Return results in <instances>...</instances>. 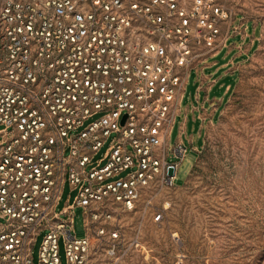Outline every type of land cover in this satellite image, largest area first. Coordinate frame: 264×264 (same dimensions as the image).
<instances>
[{"label":"built area","instance_id":"1","mask_svg":"<svg viewBox=\"0 0 264 264\" xmlns=\"http://www.w3.org/2000/svg\"><path fill=\"white\" fill-rule=\"evenodd\" d=\"M237 15L221 0L0 3V264H62L61 239L68 264H91L77 207L88 226L101 207L132 208L156 178L174 185L187 148L180 139L169 161L163 146L188 73L245 38ZM65 183L76 195L58 209Z\"/></svg>","mask_w":264,"mask_h":264},{"label":"rangeland","instance_id":"2","mask_svg":"<svg viewBox=\"0 0 264 264\" xmlns=\"http://www.w3.org/2000/svg\"><path fill=\"white\" fill-rule=\"evenodd\" d=\"M221 1L238 14L234 25L243 17L247 33L232 34L188 73L163 146L169 161L180 139L187 148L174 185L156 178L138 189L132 208L101 207L88 226L77 207L74 234L89 236L91 264H264V0ZM69 195L76 191L65 183L58 209ZM45 234L37 236L35 263ZM60 256L68 264L63 239Z\"/></svg>","mask_w":264,"mask_h":264},{"label":"water","instance_id":"3","mask_svg":"<svg viewBox=\"0 0 264 264\" xmlns=\"http://www.w3.org/2000/svg\"><path fill=\"white\" fill-rule=\"evenodd\" d=\"M126 117H127V115H125V116H124V118H123V121H122V122H124V121H125ZM169 174H170V175H173V174H174V167H170V168H169Z\"/></svg>","mask_w":264,"mask_h":264},{"label":"crops","instance_id":"4","mask_svg":"<svg viewBox=\"0 0 264 264\" xmlns=\"http://www.w3.org/2000/svg\"><path fill=\"white\" fill-rule=\"evenodd\" d=\"M228 62V61H227ZM226 62V63H227ZM216 64V61H212V63L210 64V66H213V65H215ZM204 125V124H203Z\"/></svg>","mask_w":264,"mask_h":264}]
</instances>
